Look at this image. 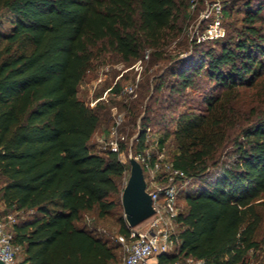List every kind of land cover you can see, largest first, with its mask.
<instances>
[{
  "label": "trees",
  "instance_id": "obj_1",
  "mask_svg": "<svg viewBox=\"0 0 264 264\" xmlns=\"http://www.w3.org/2000/svg\"><path fill=\"white\" fill-rule=\"evenodd\" d=\"M237 1L246 9L242 26L219 48L196 43L192 60L168 68L174 80L155 78V92L169 93L140 120L133 151L158 128L160 146L174 140L171 160L190 179L176 245L160 264L189 257L264 264V0ZM185 8L186 0H0V217L15 218L6 222L22 264L121 262L117 237L129 238L130 227L124 222L113 238L97 218L118 205L111 197L122 194L130 172L128 146L95 148L104 112L82 100L79 87L104 54L128 62L152 48L161 57ZM5 11L15 16L10 28ZM199 78L212 91L202 106L181 109ZM142 106V99L127 104L131 129Z\"/></svg>",
  "mask_w": 264,
  "mask_h": 264
},
{
  "label": "rangeland",
  "instance_id": "obj_2",
  "mask_svg": "<svg viewBox=\"0 0 264 264\" xmlns=\"http://www.w3.org/2000/svg\"><path fill=\"white\" fill-rule=\"evenodd\" d=\"M218 8L222 9V26L224 35L203 40L201 36L205 33L206 28L213 23L214 16H208L209 11L216 12ZM246 9L243 2L237 0H186V8L181 16L179 23V32L174 39L165 45L161 51L163 55L159 57L152 48H147L143 52L142 63L139 59H133L125 62L115 53H107L93 62L92 69L87 73L79 87V96L89 106L97 108L102 107L103 118L92 137V143L95 144L97 150H104L98 145V138L101 136L110 137V130L115 123L116 116L123 113L125 119L121 127V133L126 135L127 142V158L130 149L133 150L134 142L138 140L140 135V120L147 113V107H152V113L160 110L161 98L168 95V88L164 87L163 91L155 92V78L165 74L166 83L174 80L168 68L179 60H192L196 43H202L204 48H219L218 41L225 38L230 32H233L235 27L242 26V20L245 16ZM2 20L6 28H10V22L15 20V16L5 11L2 14ZM137 84L135 93L120 95L122 87ZM212 86L207 78H199L198 84L194 88H189L182 97V108H193L202 106V97L205 92H211ZM157 98H159L157 100ZM143 101V106L140 109V114L137 119L138 126L136 129H131L127 124V104L133 100ZM158 128L153 132H148L146 138L149 142H145L149 152H156L159 138L162 135ZM148 143V144H147ZM171 158L170 151L175 150V142L171 138L164 146H162ZM168 148V149H167ZM106 151V150H105ZM134 150V156L138 153ZM129 160V158H128ZM128 172L123 178V186L129 178ZM4 184V180L0 178V188ZM187 186V185H186ZM111 199L118 201L117 207L103 218H97V224L100 230H106L107 235L115 236L122 224L126 222L124 209L119 196H112ZM181 209L184 203L180 200ZM4 211V205L0 200V214ZM98 211L93 215L97 217ZM264 212V209H263ZM35 211L23 213L25 217L34 214ZM149 219V218H148ZM141 222L135 228H142L146 221ZM114 238V237H113Z\"/></svg>",
  "mask_w": 264,
  "mask_h": 264
},
{
  "label": "built area",
  "instance_id": "obj_3",
  "mask_svg": "<svg viewBox=\"0 0 264 264\" xmlns=\"http://www.w3.org/2000/svg\"><path fill=\"white\" fill-rule=\"evenodd\" d=\"M214 16V21L206 28L201 39H213L224 35L222 26V9L209 11L208 16ZM142 58L139 63H142ZM137 84L122 87L120 95L136 92ZM125 115L116 116L115 123L110 130V137L98 138V145L104 150L119 152L122 143L127 142L126 135L121 133ZM138 139V138H137ZM146 141L149 142L148 138ZM145 141V142H146ZM148 144V143H147ZM145 146L135 158L141 163L145 172L147 190L152 194L154 214L140 229L130 227V236L119 235L117 240L123 245V256L119 264H153L149 260L159 254L171 252L177 241L178 216L181 211L180 193L188 184L189 177L184 170L176 167L167 152L158 142L156 152H149ZM124 161V155H119ZM15 222L13 215L0 217V259L6 264H17L16 259L22 248L14 243V232L9 227ZM171 264H182L176 261ZM186 264H206L205 260L194 257L186 259Z\"/></svg>",
  "mask_w": 264,
  "mask_h": 264
},
{
  "label": "water",
  "instance_id": "obj_4",
  "mask_svg": "<svg viewBox=\"0 0 264 264\" xmlns=\"http://www.w3.org/2000/svg\"><path fill=\"white\" fill-rule=\"evenodd\" d=\"M130 174L123 187L121 201L125 219L129 227H136L151 217L153 207L152 194L147 190L145 172L141 163L135 158L133 150L129 151ZM0 264H6L0 259Z\"/></svg>",
  "mask_w": 264,
  "mask_h": 264
},
{
  "label": "crops",
  "instance_id": "obj_5",
  "mask_svg": "<svg viewBox=\"0 0 264 264\" xmlns=\"http://www.w3.org/2000/svg\"><path fill=\"white\" fill-rule=\"evenodd\" d=\"M160 255H161V254L152 257V258L149 260V262H150V263H153V264H160ZM122 256H123V255H122ZM121 260H122V258H121ZM16 263H17V264H22V256H21V253L17 256Z\"/></svg>",
  "mask_w": 264,
  "mask_h": 264
}]
</instances>
